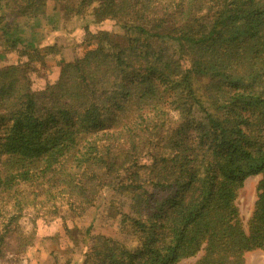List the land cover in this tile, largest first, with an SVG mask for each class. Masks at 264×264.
<instances>
[{
    "label": "trees",
    "instance_id": "16d2710c",
    "mask_svg": "<svg viewBox=\"0 0 264 264\" xmlns=\"http://www.w3.org/2000/svg\"><path fill=\"white\" fill-rule=\"evenodd\" d=\"M50 7L118 30L89 31L95 47L41 86L32 42L0 67V258L30 243L27 211L35 225L78 217L108 188L125 236L93 234L92 218L82 264H244L264 251V0H0V35L17 45V19ZM256 175L244 225L238 192Z\"/></svg>",
    "mask_w": 264,
    "mask_h": 264
},
{
    "label": "rangeland",
    "instance_id": "374dc122",
    "mask_svg": "<svg viewBox=\"0 0 264 264\" xmlns=\"http://www.w3.org/2000/svg\"><path fill=\"white\" fill-rule=\"evenodd\" d=\"M17 22L23 41L12 46L10 41L0 35V67L26 60L28 56L20 52L25 50L33 55L32 47L27 43L36 44L39 54L31 57L33 59L31 67L37 86L56 80L65 61H71L86 50L95 47L93 38L88 35L89 31L118 30L114 21L96 22L91 10L81 15L66 17L60 11H54L50 7L47 17L39 23L27 17H19ZM260 177L256 175L247 178L238 192L236 202L244 225L247 224L254 207L257 196L256 186ZM114 197L120 198L113 189H104L98 196L96 205L90 207L87 213L78 217L69 215L65 219L56 216L53 219L39 220L36 225L32 221L33 213L27 211L21 220V225L23 232L28 235L34 231L32 236H29L30 243L22 251V245L18 240L9 241L10 248L0 258V264H82L84 252L88 246V242L84 240L85 230L92 218L94 225L91 227V232L93 234L119 238L125 236L119 227L112 225L115 220L110 216L116 211L112 205L109 207V202ZM113 202H116L115 198ZM107 216L110 218L108 219ZM66 227L70 230H66ZM195 260L196 257L185 261ZM244 264H264V251L255 249L246 252Z\"/></svg>",
    "mask_w": 264,
    "mask_h": 264
}]
</instances>
